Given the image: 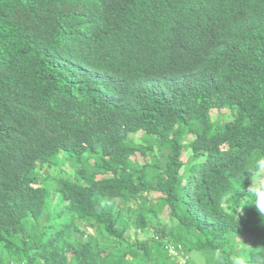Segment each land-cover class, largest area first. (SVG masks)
I'll return each instance as SVG.
<instances>
[{
  "label": "trees",
  "instance_id": "obj_1",
  "mask_svg": "<svg viewBox=\"0 0 264 264\" xmlns=\"http://www.w3.org/2000/svg\"><path fill=\"white\" fill-rule=\"evenodd\" d=\"M261 156L264 0H0V264H264Z\"/></svg>",
  "mask_w": 264,
  "mask_h": 264
},
{
  "label": "clouds",
  "instance_id": "obj_2",
  "mask_svg": "<svg viewBox=\"0 0 264 264\" xmlns=\"http://www.w3.org/2000/svg\"><path fill=\"white\" fill-rule=\"evenodd\" d=\"M255 169L254 175L260 177L264 175V156L259 157L255 160L254 165ZM251 192L254 195V201L251 203L255 206L257 212L260 217H264V181H260L259 183H253L251 186ZM248 205V203H244L240 205L238 212L243 215V206ZM217 261L222 259V254L218 251L215 254ZM230 264H247V260L243 254H236L231 257Z\"/></svg>",
  "mask_w": 264,
  "mask_h": 264
}]
</instances>
